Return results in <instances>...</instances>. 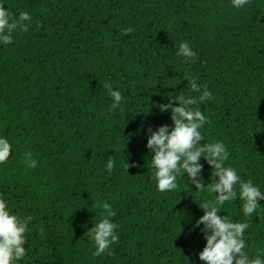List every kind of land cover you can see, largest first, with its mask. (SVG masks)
Returning a JSON list of instances; mask_svg holds the SVG:
<instances>
[{
  "label": "trees",
  "instance_id": "trees-1",
  "mask_svg": "<svg viewBox=\"0 0 264 264\" xmlns=\"http://www.w3.org/2000/svg\"><path fill=\"white\" fill-rule=\"evenodd\" d=\"M0 5L14 17L31 16L27 32L17 29L11 44L0 43V138L11 144L0 164V198L12 214L32 218L17 264H203L198 205L218 193L196 191L187 174L178 176L176 190L158 192L149 129L173 126L171 110L159 105L170 103L169 93L198 97L186 80L196 78L212 93L198 105L210 121L200 129L201 143L223 142L225 166L264 193V0L240 9L231 0ZM129 27L134 31L123 35ZM185 41L196 53L187 63L176 55ZM104 82L123 96L114 111ZM28 151L35 169L24 164ZM200 164L207 186L212 168L203 157ZM104 202L116 212L119 240L97 257L85 233L102 214L93 203ZM259 204L245 218L237 198L218 215L249 223L245 251L264 259V200Z\"/></svg>",
  "mask_w": 264,
  "mask_h": 264
},
{
  "label": "clouds",
  "instance_id": "clouds-1",
  "mask_svg": "<svg viewBox=\"0 0 264 264\" xmlns=\"http://www.w3.org/2000/svg\"><path fill=\"white\" fill-rule=\"evenodd\" d=\"M249 3V0H231V6L240 9ZM31 16L21 11L18 17L0 5V43L4 45L13 42V32L17 29L27 32ZM134 31L131 27L124 29L122 34L128 35ZM183 57L185 63L196 57V53L190 49L187 41L178 45L176 53ZM188 86L197 96L168 94L170 103L159 105L161 112L171 110L173 126H161L156 131L149 129L150 136L147 140V148L151 153L150 168L152 179L156 182L158 192L174 191L178 188L177 178L187 174L188 179L195 185L196 191H207L214 195V199L205 200L198 207L204 215L197 221L194 227L203 225L201 231L204 234L206 245L199 253V260L203 264H264L259 252L250 257L245 251V231L250 227L247 222H233L227 215L219 216L220 206L237 198L242 203V213L245 218L253 216L261 207L259 201L264 200V193L255 186L251 180H242L237 170L231 166H225L230 153L221 141L204 142L200 129L210 123L209 119L199 110L198 105L211 100L212 93L206 85H200L196 78L188 77ZM103 88L109 92L113 103L110 111L120 107L123 96L119 91L112 90L109 82L103 83ZM172 100L178 101L179 106L174 107ZM11 144L5 138H0V164H5L10 157ZM24 164L30 168L37 167V161L32 158L30 151L24 153ZM204 158L212 168L211 182L205 186L200 179L203 166L200 164ZM115 161L109 157L107 171L109 174L114 169ZM125 163V168H129ZM135 167V164L131 165ZM218 177V181L216 178ZM95 208L102 209V214L95 219L94 227L85 235L95 245L94 256H101L109 252L113 244L118 243L119 236L116 232L118 225L112 222L116 216L112 205L107 202L93 203ZM31 217L22 218L12 214L8 203L0 198V264H17L26 255L25 234L29 231L28 224ZM43 229H41V232ZM109 254H111L109 252Z\"/></svg>",
  "mask_w": 264,
  "mask_h": 264
}]
</instances>
